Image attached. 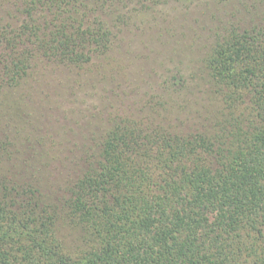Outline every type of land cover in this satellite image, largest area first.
Returning a JSON list of instances; mask_svg holds the SVG:
<instances>
[{
	"label": "trees",
	"instance_id": "16d2710c",
	"mask_svg": "<svg viewBox=\"0 0 264 264\" xmlns=\"http://www.w3.org/2000/svg\"><path fill=\"white\" fill-rule=\"evenodd\" d=\"M166 1L0 0V90L40 63L83 67ZM216 4L245 22L207 56L202 120L114 117L56 204L0 170V264H264V0Z\"/></svg>",
	"mask_w": 264,
	"mask_h": 264
},
{
	"label": "rangeland",
	"instance_id": "374dc122",
	"mask_svg": "<svg viewBox=\"0 0 264 264\" xmlns=\"http://www.w3.org/2000/svg\"><path fill=\"white\" fill-rule=\"evenodd\" d=\"M216 1L168 0L140 11L120 25L107 54L81 68L40 63L19 85L0 90V170L56 204L98 152L114 117L200 120L210 101L207 56L231 15L245 22L239 6ZM110 15L113 22L118 14ZM69 230L62 225L74 247L77 235Z\"/></svg>",
	"mask_w": 264,
	"mask_h": 264
}]
</instances>
